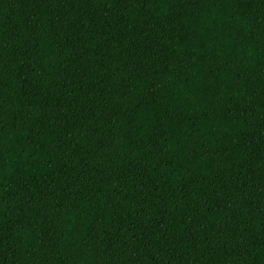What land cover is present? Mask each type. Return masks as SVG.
<instances>
[{"label":"trees","instance_id":"1","mask_svg":"<svg viewBox=\"0 0 264 264\" xmlns=\"http://www.w3.org/2000/svg\"><path fill=\"white\" fill-rule=\"evenodd\" d=\"M0 264H264V0H0Z\"/></svg>","mask_w":264,"mask_h":264}]
</instances>
